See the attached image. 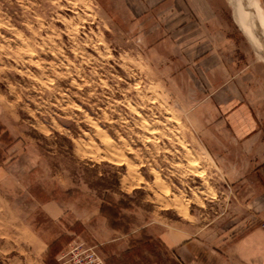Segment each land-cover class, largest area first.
<instances>
[{
  "label": "rangeland",
  "instance_id": "rangeland-1",
  "mask_svg": "<svg viewBox=\"0 0 264 264\" xmlns=\"http://www.w3.org/2000/svg\"><path fill=\"white\" fill-rule=\"evenodd\" d=\"M263 40L264 0H0V264H221L264 226Z\"/></svg>",
  "mask_w": 264,
  "mask_h": 264
},
{
  "label": "crops",
  "instance_id": "crops-1",
  "mask_svg": "<svg viewBox=\"0 0 264 264\" xmlns=\"http://www.w3.org/2000/svg\"><path fill=\"white\" fill-rule=\"evenodd\" d=\"M153 7L162 8L163 6H159L158 4ZM157 10L159 11L160 9ZM241 109H243V107H240L241 112H236V116L233 117V120L230 119L228 121L229 125L235 132H240L247 127V125H252L250 124V119L254 121L253 114L250 110L248 116ZM45 206L47 210L51 209V212L56 210L55 204H46ZM261 217L264 221V216ZM163 241H165L170 249L177 246V243H172L168 240L166 234L163 236ZM175 254L181 261L182 259L187 258L188 262L191 264L199 263V259L193 251L189 253L185 250H182L181 253L175 251ZM215 254L220 256L219 261H222L221 264H264V226L254 227L241 238L222 247L218 250V253L215 252ZM212 257L217 259L215 256Z\"/></svg>",
  "mask_w": 264,
  "mask_h": 264
},
{
  "label": "built area",
  "instance_id": "built-area-1",
  "mask_svg": "<svg viewBox=\"0 0 264 264\" xmlns=\"http://www.w3.org/2000/svg\"><path fill=\"white\" fill-rule=\"evenodd\" d=\"M66 264H103L100 258L92 249L73 252L72 257Z\"/></svg>",
  "mask_w": 264,
  "mask_h": 264
},
{
  "label": "bare ground",
  "instance_id": "bare-ground-1",
  "mask_svg": "<svg viewBox=\"0 0 264 264\" xmlns=\"http://www.w3.org/2000/svg\"><path fill=\"white\" fill-rule=\"evenodd\" d=\"M237 15H238V14H237ZM237 21H238V19H237ZM249 22H250L251 24L253 23L252 25H255V24H256V22H255V23H254L253 21L251 22V19H250ZM239 23H240V22H239ZM243 25H244V24H243ZM252 25H251V26H252ZM255 26H256V28L258 27L257 24H256ZM243 27H244V26H243ZM249 28H250V27H249ZM251 28H253V27H251ZM246 29H247V28H246ZM253 30H254V29H253ZM249 31H250V30H249ZM249 31L246 30L244 33H245V35L249 38V41H250V40H252V39L254 38V35H255L254 32H255V31H253L251 34L249 33ZM251 31H252V30H251ZM259 34H260V33H259ZM259 34H258V35H259ZM260 35H261V34H260ZM261 36H262V35H261ZM255 38H256V40H257V42H258V44H259V40H260V39H259L257 36H255ZM253 40H254V39H253ZM263 41H264V40H263ZM250 42H251V41H250ZM255 42H256V41H255ZM261 43H262V41H261ZM254 45H255V44H254ZM257 52H258V51H257ZM259 53H260V52H259Z\"/></svg>",
  "mask_w": 264,
  "mask_h": 264
}]
</instances>
